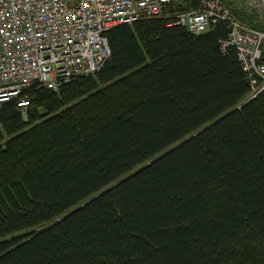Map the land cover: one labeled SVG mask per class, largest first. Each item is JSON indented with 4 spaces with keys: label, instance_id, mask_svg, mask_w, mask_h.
Listing matches in <instances>:
<instances>
[{
    "label": "trees",
    "instance_id": "trees-1",
    "mask_svg": "<svg viewBox=\"0 0 264 264\" xmlns=\"http://www.w3.org/2000/svg\"><path fill=\"white\" fill-rule=\"evenodd\" d=\"M198 6L116 25L97 72L0 107V264H264V89L245 103L228 23H171Z\"/></svg>",
    "mask_w": 264,
    "mask_h": 264
},
{
    "label": "built area",
    "instance_id": "built-area-1",
    "mask_svg": "<svg viewBox=\"0 0 264 264\" xmlns=\"http://www.w3.org/2000/svg\"><path fill=\"white\" fill-rule=\"evenodd\" d=\"M177 0H0V107L33 85L56 91L76 76L97 72L110 56L106 33L119 24L160 16ZM252 20L247 28L232 9ZM227 22L220 48L233 47L244 71L264 78V0H199L172 24L189 33ZM251 95L257 92L250 82Z\"/></svg>",
    "mask_w": 264,
    "mask_h": 264
},
{
    "label": "bare ground",
    "instance_id": "bare-ground-1",
    "mask_svg": "<svg viewBox=\"0 0 264 264\" xmlns=\"http://www.w3.org/2000/svg\"><path fill=\"white\" fill-rule=\"evenodd\" d=\"M171 5V4H170ZM233 12V11H232ZM235 14V13H234ZM251 22H252V20H251ZM227 23V22H226ZM228 26H229V24H228ZM212 27V26H211ZM210 27V28H211ZM209 28V29H210ZM247 28H249V29H252L251 28V26H247ZM230 29V28H229ZM206 32V31H205ZM202 33H204V32H202ZM192 34V33H191ZM199 34H201V33H199ZM231 48H233V47H231ZM264 58V57H263ZM248 73H249V75H250V77H251V79H252V81H254L255 82V76H257V77H259V78H261L262 79V85L260 86V87H258V88H256L257 89V92H259V91H261V90H263L264 89V78L263 77H261V76H259V75H257V74H255V73H253V72H251V71H247ZM256 92V93H257Z\"/></svg>",
    "mask_w": 264,
    "mask_h": 264
},
{
    "label": "water",
    "instance_id": "water-1",
    "mask_svg": "<svg viewBox=\"0 0 264 264\" xmlns=\"http://www.w3.org/2000/svg\"><path fill=\"white\" fill-rule=\"evenodd\" d=\"M252 98H253V97L249 98L245 103H247L248 101H250ZM172 149H173V148H172ZM169 151H170V150L166 151L164 154L168 153ZM164 154H162V155H164ZM162 155H160L159 157H161ZM159 157H157V158H159ZM157 158H156V159H157ZM156 159H154V161H155ZM150 163H151V162L147 163L146 165L142 166L141 168H143V167L149 165ZM130 176H131V174H130ZM127 177H129V176H127ZM124 179H126V178H124ZM124 179H122L121 181H123ZM121 181H119V182H121ZM119 182H118V183H119ZM92 199H93V198H92ZM90 200H91V199H90ZM90 200H89V201H90Z\"/></svg>",
    "mask_w": 264,
    "mask_h": 264
}]
</instances>
